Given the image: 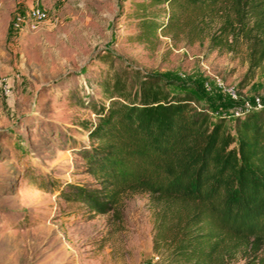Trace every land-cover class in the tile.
<instances>
[{
    "label": "rangeland",
    "instance_id": "374dc122",
    "mask_svg": "<svg viewBox=\"0 0 264 264\" xmlns=\"http://www.w3.org/2000/svg\"><path fill=\"white\" fill-rule=\"evenodd\" d=\"M132 1L0 0V264H161L151 251L146 192L122 194L118 211L102 214L58 194L64 181L98 186L82 168L87 137L77 122L93 118L84 103L101 99L102 77L122 69L130 79L133 69L157 74L171 81L170 91H194L229 129L242 98L264 97V61L248 70L243 40L211 43L217 15L135 41ZM35 5L47 18L35 29L16 27ZM231 264L256 261L238 253Z\"/></svg>",
    "mask_w": 264,
    "mask_h": 264
},
{
    "label": "trees",
    "instance_id": "16d2710c",
    "mask_svg": "<svg viewBox=\"0 0 264 264\" xmlns=\"http://www.w3.org/2000/svg\"><path fill=\"white\" fill-rule=\"evenodd\" d=\"M213 15L211 43L243 40L248 70L260 66L264 0H133L127 16L137 32L129 39L148 41ZM131 72L96 81L101 99L84 103L93 118L77 122L87 137L82 168L98 186L64 181L59 197L102 214L116 213L122 194L146 192L151 251L161 264H231L238 253L264 264V106L240 108L229 129L194 91Z\"/></svg>",
    "mask_w": 264,
    "mask_h": 264
},
{
    "label": "built area",
    "instance_id": "2783aa9c",
    "mask_svg": "<svg viewBox=\"0 0 264 264\" xmlns=\"http://www.w3.org/2000/svg\"><path fill=\"white\" fill-rule=\"evenodd\" d=\"M47 18L46 11L39 7L38 5L29 7L24 14L19 15L15 18L14 25L19 27L20 25L27 26L31 29H35L39 23ZM214 83L217 87L222 89L226 92L230 97L237 98V93L232 87H226L223 85L221 81L218 79L214 80ZM208 88V86H206ZM241 106L238 107L234 112L233 115L240 110V108L244 107H263L264 106V97L258 95H252L246 98L241 99ZM151 264H158L157 261L152 262Z\"/></svg>",
    "mask_w": 264,
    "mask_h": 264
}]
</instances>
